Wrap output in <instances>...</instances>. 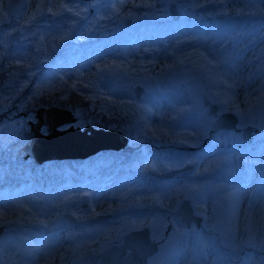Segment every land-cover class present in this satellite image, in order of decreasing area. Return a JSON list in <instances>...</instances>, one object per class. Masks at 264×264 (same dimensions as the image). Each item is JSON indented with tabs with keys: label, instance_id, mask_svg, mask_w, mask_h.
Returning a JSON list of instances; mask_svg holds the SVG:
<instances>
[{
	"label": "rangeland",
	"instance_id": "rangeland-1",
	"mask_svg": "<svg viewBox=\"0 0 264 264\" xmlns=\"http://www.w3.org/2000/svg\"><path fill=\"white\" fill-rule=\"evenodd\" d=\"M170 2L181 11L177 21L167 13ZM35 3L30 14V0H0V26L9 25L0 29V152L8 151L7 143L28 126L27 121H35L37 107L26 109L24 103L37 97L42 85L51 92L63 86L94 90L99 96L105 93L107 99L112 90L117 91L121 96L114 101L124 103L133 117L122 131L129 138L128 146L117 153L136 151L141 155L120 169L122 157L115 155L84 163L68 160L41 165L28 159L20 167L12 166L13 170L6 162L0 164V225H5L0 236V264L55 261L59 238L72 242L73 259L83 249L99 251L143 227L149 228L159 247L147 264H244L253 250L237 251L233 257V249L246 236V217L254 230H260L257 239L264 237V79L252 82L254 74L264 78V2L32 0ZM216 16L222 18L205 21ZM23 29L28 31L24 34ZM15 32L18 39L10 43L8 36ZM227 43L229 48L224 47ZM197 53L218 67L205 73L186 59L198 60ZM244 63L241 71L239 65ZM209 76L234 83V87L213 84ZM95 77L92 88L81 83ZM116 81L118 85L112 87ZM103 84L112 88L105 90ZM134 85L147 89L140 100L127 94ZM202 95L219 105L218 114H234L236 127L212 132L215 115L205 114ZM223 99L234 101L243 117L235 107L221 103ZM72 112L77 118L74 127L92 125L79 123ZM191 120L196 127L182 134L193 149L183 151L188 145L177 141L171 144L176 149L172 160L150 153V146L164 147L160 133L172 126L178 137V127ZM247 126L252 128L250 144L238 138L239 130ZM144 131L156 137L154 142L148 135L141 136ZM41 132L45 133V126ZM239 157L244 161L241 170ZM186 163L195 167L185 179L162 181L152 176ZM84 195L88 209L82 212ZM183 199H189L195 214L202 217L198 229H186L161 212L139 211L147 204L168 208L164 202H173V209ZM64 212L78 219L110 218L68 227L62 219ZM21 216L31 222L25 225ZM40 220L49 222L48 230ZM76 234L81 238L74 241Z\"/></svg>",
	"mask_w": 264,
	"mask_h": 264
},
{
	"label": "water",
	"instance_id": "water-1",
	"mask_svg": "<svg viewBox=\"0 0 264 264\" xmlns=\"http://www.w3.org/2000/svg\"><path fill=\"white\" fill-rule=\"evenodd\" d=\"M167 13L172 21H177L181 15L175 2L168 3ZM220 18L222 17H215L216 20ZM205 20L211 21L212 18L207 17ZM8 26V24H2L0 29H5ZM128 26L129 23L125 28L127 29ZM13 38L18 39L16 32L8 36V41L11 43ZM224 47L229 48L230 43ZM146 92V88L142 85H134L127 89L128 95L135 100H139ZM200 103L206 109L207 116L215 115V119L211 122L212 132L231 130L236 127L238 119L234 114H218L219 105L211 103L205 95L201 96ZM34 118L35 121H28L29 145L27 153L20 159L32 158L37 165L55 160H84L101 151H121L128 146L129 138L122 131L96 128L92 125H85L82 129L74 127L73 123L77 118L70 109L54 105L42 106L35 110ZM65 124H70L67 129L60 130L58 128ZM42 126H45L46 133L41 132ZM251 130L252 128L249 126L239 130V140L250 144L253 139ZM189 149L191 148L183 147V150ZM237 162L240 170L243 169L242 157H239ZM193 170L194 164L186 163L180 168L158 174L153 173L152 176L162 180H169L177 175L187 178ZM80 205L83 212L88 209L85 195L81 197ZM141 210L162 212L186 228H191L192 224L195 228H199L202 222V217L195 214L194 206L189 199H183L172 210L158 204H148ZM107 216L97 215L87 221L95 222ZM62 217L66 225L78 226L85 222L69 212L64 213ZM4 228L5 225H0V236L4 232ZM80 237L81 234H77L74 236V240H78ZM158 249V245L150 236L149 228L144 227L123 234L118 244L109 245L96 253L79 256L68 264H147L149 257L153 256Z\"/></svg>",
	"mask_w": 264,
	"mask_h": 264
},
{
	"label": "trees",
	"instance_id": "trees-1",
	"mask_svg": "<svg viewBox=\"0 0 264 264\" xmlns=\"http://www.w3.org/2000/svg\"><path fill=\"white\" fill-rule=\"evenodd\" d=\"M105 16V15H104ZM113 50H110V54H112ZM107 65L104 63L101 66L102 72L105 74L107 72ZM108 68H112V65H108ZM97 77L95 78H87L83 79L84 81H81L82 84H86L88 87L92 88V84L94 80H96ZM2 81V79H1ZM116 85V82L112 84V87ZM108 84H103V89L108 90L109 88ZM40 91L37 97L31 98V100H28L24 103V106L26 109L29 108H38L40 106H59L62 108H68L71 109L72 111L75 112V114L78 115L79 123L81 124H92L97 127H102L106 129H114V130H121V131H126V125L131 124V119L132 117V112L129 110L125 109V104L124 103H117L116 98L121 96L117 91L112 90V94L110 95L109 99L105 97V93H103L101 96L98 94L94 93L92 91H82L79 88L76 87H69V86H63L59 87L58 90L53 89L54 92H51L49 89H45L42 87V85L39 87ZM56 90V91H55ZM85 93V94H84ZM24 94H27L25 92ZM125 96L127 95L126 93L124 94ZM129 100V98H127ZM131 103L133 101L131 100ZM122 108V109H121ZM172 125V124H170ZM171 127L164 130L163 133H160L159 139L164 140L165 145L163 148L160 149H155L152 146H150V153H159V155L162 158L165 159H174L175 154L174 152L176 151L175 147L172 146L171 144L181 141L184 144L188 145L190 143L185 142L187 137L185 135L190 132V129H194L195 122L194 120L192 121H187L183 124L180 125L179 132H178V137H176L172 130ZM27 126L25 125L20 132L18 133V136H16V139H10L11 142L7 143L8 146V151L2 150L0 153V164L3 165L5 162L8 163L10 169H12V166H17L20 167L23 164L27 163L28 161L26 160H21L20 157H22L26 152L29 144V137H28V132H27ZM186 130L185 135L182 134V131ZM133 130L130 131V133ZM133 133V132H132ZM148 135L147 138L151 139V141L154 142L156 137L152 135L149 131H144L141 136ZM152 143V142H151ZM171 145V146H170ZM148 146V145H147ZM131 153V154H129ZM113 156L118 158L121 156L120 160L122 163L119 165V169L121 168L122 164L129 163L133 159L139 157L141 153H138L136 151H128L127 153H116V152H107L106 154L101 153L100 155H96L94 157L98 156ZM114 158V159H115ZM32 162V161H30ZM51 162H62V161H49ZM77 162H81L77 160ZM33 163V162H32ZM34 164V163H33ZM126 165V164H125ZM14 166V167H15ZM35 166V165H34ZM9 171V169H7ZM13 170V169H12ZM19 170V168H18ZM18 170L14 171L17 172ZM10 173H13V171H9ZM168 208L173 207V202H164ZM20 212H23V209H20L17 213L19 215ZM20 216V215H19ZM22 221L25 225H27L29 222H31L30 218H25L24 216H21ZM1 222V221H0ZM40 223L43 224V229L46 231L48 230L49 222L42 221L40 220ZM42 230V229H41ZM59 246L56 249V258L55 261H49L48 263L44 264H61L64 262H68L71 256L74 255L73 251V246L72 242L65 239L61 240L59 239ZM91 251L83 249L81 254L89 253ZM78 256V255H77ZM74 258V257H73ZM60 259V262L58 261ZM58 261V262H57Z\"/></svg>",
	"mask_w": 264,
	"mask_h": 264
},
{
	"label": "snow or ice",
	"instance_id": "snow-or-ice-1",
	"mask_svg": "<svg viewBox=\"0 0 264 264\" xmlns=\"http://www.w3.org/2000/svg\"><path fill=\"white\" fill-rule=\"evenodd\" d=\"M261 2H264V0H261ZM143 6L152 7V5L150 4H145ZM37 7L39 8V5ZM62 7L66 8L67 6L62 5ZM68 10L71 11V9ZM261 11H264V9H262ZM78 14L79 13H77V15ZM196 55L199 57L198 60H191L190 57H186V59H189L190 62L196 64L198 67L203 69L205 73H211L214 68L218 67L217 65H213L212 61L208 60L207 57H205L202 53H197ZM181 63H183V61H181ZM209 80L211 83L216 85H223L227 89H231L234 87V83L228 84L226 83V81L216 80L212 76H209ZM220 102L235 107L237 114L243 117L244 113L240 111L239 106L235 105L234 101L223 99ZM245 103H247V101H245ZM249 112H251V109H249ZM230 199L234 201L235 194H232L230 196ZM246 221L247 222L244 225V232L246 233V236L241 237L240 244L233 249V257H235L237 251H243L244 249H252L253 251L250 254H247L244 264H253V262H255V264H264V237H261L258 240L257 236L259 235L260 230H254V225L250 218L246 217ZM233 238L235 239V237Z\"/></svg>",
	"mask_w": 264,
	"mask_h": 264
},
{
	"label": "bare ground",
	"instance_id": "bare-ground-1",
	"mask_svg": "<svg viewBox=\"0 0 264 264\" xmlns=\"http://www.w3.org/2000/svg\"><path fill=\"white\" fill-rule=\"evenodd\" d=\"M37 3V2H36ZM36 3L35 4H32V0H30V14L35 10V5H36ZM28 29H30V27H28ZM28 29L27 30H22V33H26L27 31H28ZM247 64L246 63H244V64H242V65H239V67H240V69H241V71H243L244 70V68H245V66H246ZM253 83H262V81H263V79L264 78H261V77H259V76H255V74L253 75ZM221 80H223V79H221ZM251 84V83H250Z\"/></svg>",
	"mask_w": 264,
	"mask_h": 264
},
{
	"label": "flooded vegetation",
	"instance_id": "flooded-vegetation-1",
	"mask_svg": "<svg viewBox=\"0 0 264 264\" xmlns=\"http://www.w3.org/2000/svg\"><path fill=\"white\" fill-rule=\"evenodd\" d=\"M110 218V217H109ZM109 218H107V219H109Z\"/></svg>",
	"mask_w": 264,
	"mask_h": 264
}]
</instances>
